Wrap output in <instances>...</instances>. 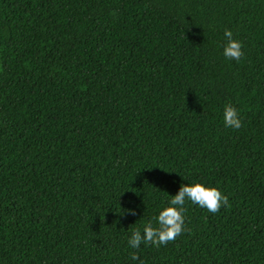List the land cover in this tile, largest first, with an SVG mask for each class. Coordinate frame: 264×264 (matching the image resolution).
I'll use <instances>...</instances> for the list:
<instances>
[{
	"label": "trees",
	"instance_id": "16d2710c",
	"mask_svg": "<svg viewBox=\"0 0 264 264\" xmlns=\"http://www.w3.org/2000/svg\"><path fill=\"white\" fill-rule=\"evenodd\" d=\"M182 177L227 204L131 249ZM0 264H264V0H0Z\"/></svg>",
	"mask_w": 264,
	"mask_h": 264
},
{
	"label": "clouds",
	"instance_id": "9594fccd",
	"mask_svg": "<svg viewBox=\"0 0 264 264\" xmlns=\"http://www.w3.org/2000/svg\"><path fill=\"white\" fill-rule=\"evenodd\" d=\"M223 38L225 43L222 55L226 60L239 62L244 54L242 41L234 38L233 32L227 28L223 32ZM222 118L226 128L239 129L242 126L239 110L230 103L223 106ZM183 180L187 181L185 178ZM227 202V196L216 186L195 180L181 183L177 191L170 195L167 204L162 206L153 218L132 229L127 241L128 246L131 249H137L141 244L145 246L152 244L159 247L174 240L185 230L186 204H195L211 213H215ZM128 211L133 215L136 214L135 209H129ZM130 259L131 261H137V254L131 252Z\"/></svg>",
	"mask_w": 264,
	"mask_h": 264
}]
</instances>
